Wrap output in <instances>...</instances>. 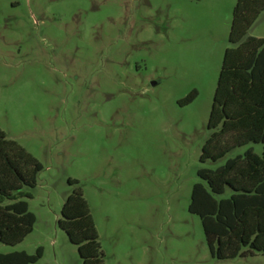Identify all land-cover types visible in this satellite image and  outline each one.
I'll use <instances>...</instances> for the list:
<instances>
[{
    "label": "rangeland",
    "instance_id": "374dc122",
    "mask_svg": "<svg viewBox=\"0 0 264 264\" xmlns=\"http://www.w3.org/2000/svg\"><path fill=\"white\" fill-rule=\"evenodd\" d=\"M233 2L0 0V132L40 166L24 189L31 229L0 253L80 264L55 226L71 179L102 264H264L210 257L186 211L198 168L260 150L197 159ZM244 36L264 39V9Z\"/></svg>",
    "mask_w": 264,
    "mask_h": 264
},
{
    "label": "trees",
    "instance_id": "16d2710c",
    "mask_svg": "<svg viewBox=\"0 0 264 264\" xmlns=\"http://www.w3.org/2000/svg\"><path fill=\"white\" fill-rule=\"evenodd\" d=\"M264 0H234L229 15L205 128L209 130L197 159L214 161L234 147L258 143L226 158L213 169L198 168L189 189L186 211L196 216L205 248L214 259L264 255V39L244 36ZM188 93L179 103L193 97ZM39 164L0 132V243L13 245L31 229L26 209ZM63 197L55 219L80 264H102L95 230L76 181ZM227 188L226 197L215 198ZM40 256L22 251L0 253V264H29Z\"/></svg>",
    "mask_w": 264,
    "mask_h": 264
}]
</instances>
